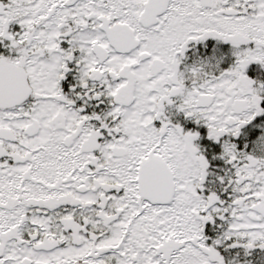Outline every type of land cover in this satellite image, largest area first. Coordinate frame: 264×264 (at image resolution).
<instances>
[{"label": "snow or ice", "instance_id": "1", "mask_svg": "<svg viewBox=\"0 0 264 264\" xmlns=\"http://www.w3.org/2000/svg\"><path fill=\"white\" fill-rule=\"evenodd\" d=\"M0 264H264V0H0Z\"/></svg>", "mask_w": 264, "mask_h": 264}]
</instances>
